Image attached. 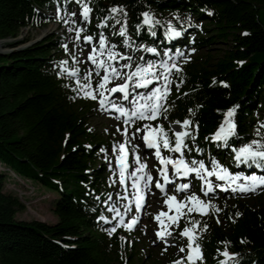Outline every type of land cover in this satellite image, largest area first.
<instances>
[{
	"label": "trees",
	"instance_id": "1",
	"mask_svg": "<svg viewBox=\"0 0 264 264\" xmlns=\"http://www.w3.org/2000/svg\"><path fill=\"white\" fill-rule=\"evenodd\" d=\"M54 1L66 0H0V40L16 38L23 27L34 26L41 9ZM115 5L126 9L127 28L136 36L140 13L149 11L152 16L173 15V25L184 33L174 45L229 42L213 64L208 55L203 62L180 67L167 114L175 121L190 119V128L198 125L195 145L210 146L219 156L230 149L218 148L205 137L217 129L229 107L238 106L234 121L242 137L230 142L255 138L256 128L264 122V0H90L93 17L88 30L98 29ZM192 18L206 22V31L212 34L187 40V31H198L189 22ZM159 22L156 37L146 26L138 37L167 47L166 26ZM114 25L110 20L100 29L108 32ZM21 43L7 45L15 48ZM62 52L49 38L0 53V162L58 194L52 202L55 223L18 219L17 213L26 207L18 196L4 191L6 176L0 172V264H131L134 254L123 256V229L109 235L101 219L106 208L98 195L104 197L109 189L106 168L95 163L105 140L88 126L85 118L93 102L83 99L74 78L65 74L63 58L57 56ZM63 61L70 67V61ZM186 143L193 148V141ZM190 155L196 158L194 150ZM236 200L237 206L223 210L222 222L214 216L192 218L200 221L201 228L207 225L197 238L204 253L202 264H218L224 258L217 250L225 247L236 254L232 258L236 264H264V194L253 207L245 198Z\"/></svg>",
	"mask_w": 264,
	"mask_h": 264
},
{
	"label": "snow or ice",
	"instance_id": "2",
	"mask_svg": "<svg viewBox=\"0 0 264 264\" xmlns=\"http://www.w3.org/2000/svg\"><path fill=\"white\" fill-rule=\"evenodd\" d=\"M75 3L80 5V17L84 22H91L90 0H75ZM108 15L97 24V28H104L108 26V22L114 21L115 24L120 25L119 32H114L113 35L122 37L121 43L126 48H131L132 51L142 49L145 53L155 54L160 56V59L145 60L143 56L140 57V62L135 63L133 66L132 57L117 50L115 44H111L104 33L101 31L98 33V43H93V36H84L83 40L92 45L91 52L87 56V60L91 61L94 68L91 71L84 73L82 78H77L76 84L79 87L78 94L82 93L84 98H90L98 100L101 110H107L105 105H109L111 109H115L119 113L116 119L123 118L124 124L127 126L130 123H135L136 120L146 121L142 125V128H136L133 136L136 133H140L143 130L142 140L146 147L154 149V157L159 161V176L161 179L155 180V187L165 192V183H171L169 176V169L174 173L176 177H189L190 174H194V177L201 182V191L206 196L209 192H214L216 188L222 190L231 189L232 191L249 192L255 191L257 188L264 186V174H257L255 171L250 174L243 172H233L229 167L220 163L215 156H209L207 162L205 159L186 158L185 151L192 152L193 148L196 153H202L204 149L195 145L196 135H198V125L195 128H190L192 121L185 118L183 121H173L172 123L179 126L180 130L177 131L174 128L169 127L165 130L162 124L152 125L147 121H155L161 115L167 112L164 107V103L167 100L168 94L171 92V85L173 80L171 79L173 72L179 73L181 68L179 67L175 57H184V53L179 49H176L173 55H170V51L165 49L162 53L158 50V46H148L145 44L136 45L128 35L127 31V11L122 5H115L110 7ZM71 16H75L76 13H71ZM142 19L134 27L136 34L139 36L141 29L147 27V32L152 37L157 36L155 26L160 22L155 19L149 11L140 13ZM123 21V22H121ZM68 23V21H65ZM71 23L75 24L76 21L72 20ZM72 29H70L71 31ZM77 39L81 38V33L84 31L83 27H77L75 29ZM181 31L173 25L171 21L168 22L166 30L164 31V37L166 39H172L179 37ZM67 51V47L65 46ZM194 51V49H193ZM75 60V57H73ZM187 57H185V61ZM121 61H127L126 63H120ZM61 64L67 63L61 61ZM241 63H243L241 61ZM78 69H72L71 75L77 76ZM103 73L101 76L100 73ZM93 73L99 77L95 86L93 85ZM123 80V83H117L114 86L109 87L113 80ZM183 80L176 82V87L179 88ZM153 85L147 92H139L138 89H149V86ZM113 93L121 94V98L124 101L129 102V107H125L123 104L112 103L108 100V96ZM238 106L229 107L223 112V118L219 123L215 132L210 136H206V141L215 142L218 148H229L232 155V163L236 165H248L254 166L255 169H264V122L260 123L255 130V138L246 143H241L238 146L232 144L230 141L233 138L242 139L236 132V124L234 121L235 109ZM189 113L194 115L192 109H189ZM166 118V116H165ZM118 131H121L117 127ZM125 134V142L113 145V151L117 152L115 163L118 165V179L121 186L127 187L128 176L132 177L131 188L133 189L134 199L136 201L135 207L139 211L142 208V192L144 188H148L154 177L148 172L146 163L140 162L139 154L136 153V160L139 167L131 172H127L128 169V151L126 149V143L128 142L127 127L122 130ZM171 133V136L169 135ZM193 141V148L185 142L186 140ZM138 147V146H137ZM162 149L167 150L169 153H178L177 156H164L162 155ZM211 178H215L214 180ZM143 181V187L141 182ZM216 181L223 183H216ZM116 181H113L115 183ZM191 183H180L175 186L174 191L176 193H182L190 189ZM166 194V192H165ZM119 195V193L117 194ZM111 199V197H109ZM125 199H130L125 197ZM107 203V201H105ZM169 208V212L174 209L173 214L169 212L161 211L155 216V219L163 225V231H157L156 235L158 239L167 240L164 238L171 235L168 231L167 225L161 217H167L171 224L179 226L181 218L186 219L189 223L180 231L181 237L187 238V244L181 246L179 251L185 252L186 256L180 257L174 261L173 264H197L200 261L201 264L204 260L202 246L197 242L199 233L206 230L205 224L200 227L199 220H193L189 214L195 212L200 215H207L209 210L219 211V208L212 204L211 201H204L201 196L192 193L187 195L183 200H177L175 194L168 196L164 200ZM127 207V205H125ZM111 211L116 213V216L120 217V225L131 230L135 223L138 222V217L133 216L131 221L125 223L120 211L116 208H112ZM239 215V213H237ZM101 219H105L101 217ZM190 225V226H189ZM116 231V227L109 230V235ZM124 237H121L123 240ZM219 255L224 259L219 260L218 264H236L232 259L236 256L235 253H229L225 247L224 251L217 250Z\"/></svg>",
	"mask_w": 264,
	"mask_h": 264
},
{
	"label": "rangeland",
	"instance_id": "3",
	"mask_svg": "<svg viewBox=\"0 0 264 264\" xmlns=\"http://www.w3.org/2000/svg\"><path fill=\"white\" fill-rule=\"evenodd\" d=\"M47 13L51 16V21L46 24L43 21H38V24L36 27H23L21 31L19 32L18 36L16 38H8L6 40H0L2 41V48L5 50L12 49L7 44L14 43V42H23L14 49H20L28 47L34 43H39L41 41H44L46 39H53V41H58L61 43L62 47L66 46L67 51L64 48V52L61 55L62 58L68 59L72 61L77 67H80L84 70V73L91 71L94 68V65L91 64V61L87 60L88 54L91 52L92 45L85 42L83 40L84 36H93L94 40L93 43H98V33L103 32L104 35L107 37L108 41L111 44H115L118 51L125 53L127 55H130L132 57L133 66L135 63L140 62V57L143 56L145 60H155L158 59L160 56L155 58V54L145 53L142 49H137V51H132L131 48H126L121 43L122 37L118 35H113L114 32H119L120 25L116 24L113 28L110 29L109 32L107 30H99L97 29L95 32H86V28L89 23L84 22L80 17V6L79 5H72L71 6H64L60 7L58 5L53 6L50 10H47ZM71 13H76L75 16H71ZM59 16V17H56ZM91 16V14H90ZM156 20L160 21L162 20L167 27V24L169 21L173 23V15H165V16H154ZM92 19V16H91ZM72 20H75L76 23H71ZM65 21H68V23H65ZM192 25H197L198 30L197 32L192 33L189 38L190 40L196 41L201 36H207L210 33L212 34V31H206L209 29L208 25L204 21H197L195 18L191 19ZM52 28L54 30L52 31ZM77 27H83L84 31L80 34L81 38L77 39L76 37V31L75 29ZM70 29H72L70 31ZM128 35L131 37L132 41L135 42L136 45L139 44H145L146 41L139 40L137 36H135L129 29H127ZM191 33V32H190ZM25 41V42H24ZM149 46V45H148ZM230 46L229 42L224 40H216L215 43H213L209 47H176L173 51H170V55H173L176 51V49H179L184 53V57H175L173 55V58L176 59L177 63L180 60L181 63H190L195 61L196 63L203 62L204 59L210 55V62L213 64L223 53L225 49H228ZM194 49V51H193ZM159 51L162 53L164 50L159 49ZM2 53V52H0ZM73 57H75V60H73ZM185 57H187V60L185 61ZM161 58V57H160ZM127 61H121L120 63H126ZM71 73V71H70ZM100 75L102 76L103 73L101 72ZM174 72L171 77V79H174ZM93 85L95 86L96 82L98 81L99 77L96 76L95 73H93ZM122 80L116 79L111 82L109 87L114 86L117 83H121ZM172 85L171 92L167 96V100L164 103V107L166 108V105L168 103V100L172 96ZM90 99V98H89ZM93 100V99H92ZM88 122V126L92 131L97 135L98 138H104L108 141V143L111 142L110 145H107L103 148L101 159L98 160L95 163L96 167L106 166V176L109 178V188L111 189V193L107 196L106 201L108 204V208L111 211L112 208H116L117 210H121V208L126 205L127 200L124 197H126L127 193L120 192V186L118 184V176L119 173H116L114 170L118 169L117 165L115 163L117 152H113V145L124 143L125 142V134L122 131L125 127H127V136H128V142L126 145L133 144L134 142L136 144L139 143L140 136L143 132V130L140 133H136L135 136H133V133L135 132L136 128H142V125L146 123V121H142L139 124H135L134 126H125L123 121L120 119H116V116L113 114L106 113L104 110H101L99 107L98 100H96L95 108L89 112L86 115L85 118ZM147 123L152 124L153 126L156 124H163L168 125L175 130L177 125L173 124L171 120L166 117L163 118V115H161L157 120L155 121H147ZM117 127L121 129V131L117 130ZM178 131V130H177ZM215 156V155H214ZM216 157V156H215ZM227 156H225V160L227 161ZM201 159H205V157H201ZM225 162V161H224ZM223 164L222 162H220ZM224 166H228L225 162L223 164ZM19 178L17 177H11L13 176L12 172L7 171L5 173L6 179H5V187L4 191L7 193H12L19 197V199L24 203L26 209L24 211L18 212L16 217L18 219H24V220H42L45 222H48L50 224L55 223L58 219L57 216L52 211V202L53 200L58 196V194L55 191H52L46 187L41 186L39 183L35 181H27L25 178L21 175H19L17 172H14ZM251 172H248L247 174H250ZM21 178V179H20ZM113 181H116L113 183ZM7 184V185H6ZM7 186V188H6ZM11 190H9V189ZM33 188V189H32ZM119 193V195H117ZM176 193V192H170L169 194ZM192 193H196L201 196V199L204 201H211L212 204H215L219 211L216 210H209L207 215H201V216H215L217 219L222 221L223 217V210L225 207H233L238 205V200L235 198H222L218 195H204L201 191H191L187 194L184 193H176L177 200H183L185 196L191 195ZM251 194L248 197H245L246 203L253 207L255 205H259L260 201H257V197H259L261 194H264V186H261L260 188H257L255 191H249ZM247 193V194H249ZM24 195V196H23ZM171 196V195H169ZM111 197V199H109ZM168 196H165L164 198H160L158 202L151 201L146 208V212L144 214V222L147 220L150 221V217H155L157 214H159L161 211L169 212V208L166 204H164V200L167 199ZM122 200V201H121ZM249 200V202H248ZM166 205L167 207H165ZM166 209V211L164 210ZM115 212L112 211L111 215L109 216L112 219H117V226L120 225V217L115 216ZM171 214V212H169ZM192 214H198V213H191ZM200 215V214H198ZM167 217H161V220L166 222ZM106 221L110 223L112 226L113 220L109 221V218H106ZM158 224L156 226H150L146 225L144 227L143 225L137 229V231L132 233H123V256L125 253L126 256H129V254H134L133 262L131 264H173L174 261L178 260L180 257L186 256L187 249L185 248V252H180L179 249L181 246H184L183 237L180 236V231L188 224L189 222L181 218L179 221V226L175 225L174 229L171 232L170 236L165 237L164 239L167 240V243H171L169 247L164 246V240H159L156 238L154 234V230L160 229V222L157 221ZM112 223V224H111ZM111 229V228H110Z\"/></svg>",
	"mask_w": 264,
	"mask_h": 264
},
{
	"label": "bare ground",
	"instance_id": "4",
	"mask_svg": "<svg viewBox=\"0 0 264 264\" xmlns=\"http://www.w3.org/2000/svg\"><path fill=\"white\" fill-rule=\"evenodd\" d=\"M51 29H52V31L54 30V28H52V27H51ZM2 43H3V42L0 41V52H5V51H7V50H6V49L4 50V49L2 48ZM108 100H111V98H108ZM176 129L179 131V130H180V127L177 126ZM149 219H150L149 222L146 220L144 223H142V225H143L144 227H146V225H150V226H156V225H157V220H156L155 218H149Z\"/></svg>",
	"mask_w": 264,
	"mask_h": 264
}]
</instances>
